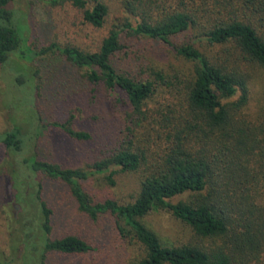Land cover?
Wrapping results in <instances>:
<instances>
[{"label": "trees", "instance_id": "obj_1", "mask_svg": "<svg viewBox=\"0 0 264 264\" xmlns=\"http://www.w3.org/2000/svg\"><path fill=\"white\" fill-rule=\"evenodd\" d=\"M13 1L0 0V65L14 63L15 85L32 95L38 86L26 62L56 56L82 69L93 87L101 85L122 105L124 118L107 154L85 167L28 153L40 132H26L19 123L0 133L9 165L7 172L0 168V180H6L0 212L8 227L0 264H47L50 254L93 250L79 235L51 236L45 177L64 183L91 219L111 217L122 237L139 244L137 264H264V98L253 115L243 111L252 74L241 67L245 61L264 68V0H115L123 16L97 49L52 42L38 51L27 36V16ZM51 2L81 9L94 27L104 25L111 7L107 0ZM201 43L226 45L224 54L205 52ZM160 47L190 63V70L148 62L145 55ZM29 118L38 124L39 110ZM73 118L48 126L89 140L91 133L74 128ZM118 170L138 174L133 200H95L85 181L95 177L113 185ZM185 193V200L171 202ZM162 209L189 228L185 242L165 245L142 222Z\"/></svg>", "mask_w": 264, "mask_h": 264}, {"label": "rangeland", "instance_id": "obj_2", "mask_svg": "<svg viewBox=\"0 0 264 264\" xmlns=\"http://www.w3.org/2000/svg\"><path fill=\"white\" fill-rule=\"evenodd\" d=\"M111 6L109 16L101 27H94L83 18L81 9L70 3H52L51 0H14L13 7L27 16L30 43L40 48L52 42L60 46L75 45L85 50L97 49L112 23L123 16L115 0H107ZM210 54L223 55L226 45L212 46L199 44ZM44 56V55H43ZM147 61L167 68L190 70L191 64L182 60L169 47L150 50L145 55ZM33 74L32 85L38 86L29 91L19 89L13 81L16 70L9 61L0 65V133L11 128L14 123L23 126L26 132H40L31 140L38 157L56 162L63 167H85L93 160L107 154L111 144L117 139V132L124 118L122 105L110 97L101 86H94L84 77V71L60 62L56 56L42 57L26 62ZM150 64V63H149ZM243 69L252 74L249 81V101L243 111H257L264 98V68L252 66L243 61ZM35 86V87H36ZM237 93L232 99H236ZM30 99V101H28ZM39 110L38 124H30L32 110ZM73 115L72 125L76 129L87 130L91 138L87 141L74 140L62 130L48 126L53 121H65ZM29 118V119H28ZM28 120V121H27ZM29 123V124H28ZM26 154V153H24ZM0 168L9 170L8 159L0 148ZM113 178L115 184L106 180L90 178L85 181L89 194L97 200L114 199L119 203L133 200L138 188V174L118 170ZM43 197L53 209L51 236L76 234L93 246L87 254L78 256L52 255L47 264H137L140 254L139 244L129 236L122 237L116 230L112 218L99 216L91 219L77 208L68 187L57 180L43 178ZM6 180H0V206L6 192ZM188 194L171 198V202L185 200ZM5 214L0 212V250L6 247ZM142 222L153 230L165 245L185 242L189 228L169 211L153 210L142 218Z\"/></svg>", "mask_w": 264, "mask_h": 264}]
</instances>
